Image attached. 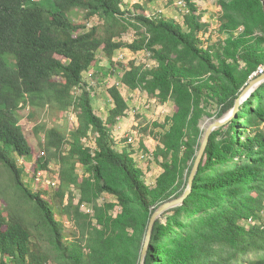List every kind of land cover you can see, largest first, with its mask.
<instances>
[{
    "label": "trees",
    "instance_id": "1",
    "mask_svg": "<svg viewBox=\"0 0 264 264\" xmlns=\"http://www.w3.org/2000/svg\"><path fill=\"white\" fill-rule=\"evenodd\" d=\"M219 3L217 27L190 3L185 28L127 0H0V166L9 178L7 189L0 183V264L140 263L151 216L187 187L201 120L211 110L222 116L232 109L264 65V0ZM78 15L82 20L75 21ZM94 16L100 23L88 27ZM131 29L136 37L125 41ZM215 32L222 36L213 41ZM121 49L147 50L157 61L146 68L134 60L123 65V84L174 102L173 115L151 131L158 141L153 156L163 169L154 185L146 182L136 151L118 149L110 128L128 115L122 90L108 85L113 107L105 118L85 78L100 53L113 62ZM70 108L79 124L69 136L35 121V132L45 137L42 154L30 163L23 120ZM91 137L95 147L86 142ZM55 158L61 182L51 191L39 185V172H49ZM71 186L80 192L78 204L73 191L67 194ZM105 194L116 201L99 202ZM145 264H264V83L212 132L191 193L156 220Z\"/></svg>",
    "mask_w": 264,
    "mask_h": 264
},
{
    "label": "rangeland",
    "instance_id": "2",
    "mask_svg": "<svg viewBox=\"0 0 264 264\" xmlns=\"http://www.w3.org/2000/svg\"><path fill=\"white\" fill-rule=\"evenodd\" d=\"M129 6L134 4H142L147 10H149L150 5H153L154 8L164 9V16L169 19H175L179 23L184 25V15L175 5V0H156L154 3H151V0H127ZM200 11L198 14L202 15L201 19L203 22H209L213 27H217V17L221 11V6L219 0H206L202 5H200ZM155 9V8H154ZM151 9V11H154ZM81 15V14H80ZM74 16L72 17L75 21L82 20V16ZM100 17L94 16L92 21L90 22H99ZM215 35L212 37L213 41L219 39L222 35H218V32L214 33ZM205 36H208L204 34ZM136 37V32L134 29H131L127 34L124 35L123 39L125 41H133ZM223 37H226L225 35ZM119 52V51H118ZM117 52V53H118ZM116 53V55H117ZM117 57V56H116ZM127 58L129 59H137L139 62H143L145 59L144 56L131 54L128 52ZM125 63L120 62H112L103 53L99 54V62L89 73L85 74L86 81L94 87L93 90V103L97 112L103 117L107 118L109 110L113 107V101L110 98V95L107 91L108 85H112L115 83V80L119 79L121 74L120 71L123 70ZM100 72V76L98 79H92L91 74L96 71ZM120 89L122 90L124 96L127 98L129 102V110L127 117L121 118L120 121L114 126L110 125L111 130L116 132V140L120 141L118 144V149L122 150L124 147L132 149L135 152L134 156L136 157L138 164L145 171V179L146 182L150 185H154L157 177L163 171L162 167L155 160L153 156V152L155 151L158 141L155 136V132H151L153 128V123L164 122L168 116L173 115L174 113V102L168 101L166 103L160 102L157 98L149 95L147 92L142 90H131L125 85H121ZM253 95V94H252ZM251 95V96H252ZM250 96V97H251ZM249 97V98H250ZM248 98V99H249ZM212 116H205L203 119V123L205 127H209L212 123L221 119L224 115L219 116L217 114V110H211ZM29 109L24 110L22 113L24 117L28 116ZM37 123H45L48 127H58L60 128L67 136L71 135V131L74 127L78 126V113L75 109L70 108L67 111H58V110H46L39 111L37 113V118L35 120L29 121L27 119L23 120V125L25 129L26 136L30 142L32 147L33 159L29 162L32 163L35 159L42 154L41 141L44 140L45 133L41 131L40 133L35 132L36 121ZM117 128V129H116ZM143 128H147L148 131L144 132ZM161 129H159L160 131ZM158 131V130H155ZM129 139V144L126 140ZM88 145L93 147L96 146L95 139L91 137L89 141H86ZM144 143L145 147L141 146ZM59 171H60V163L55 158L50 163V171H40V184L44 185L47 183L51 186V191L57 189L59 182ZM77 172L80 176L86 174L85 167L82 164H77ZM8 174L4 171V169L0 166V183L6 189L8 188ZM28 178H25V182L27 183ZM54 182L56 184H54ZM36 183V182H35ZM37 187V184H35ZM70 191L74 192L75 198L74 203L78 204L80 199V192L75 186H71L70 190H68V195H70ZM106 197L100 198L99 202L104 200L112 201L113 197L109 194H105ZM68 199V196H67ZM86 207V206H85ZM82 206V208L86 209ZM87 208H90L87 206ZM65 219V217H64ZM166 219L164 218L163 221ZM256 223L252 222V224ZM66 224L72 226L73 223L66 220Z\"/></svg>",
    "mask_w": 264,
    "mask_h": 264
},
{
    "label": "water",
    "instance_id": "3",
    "mask_svg": "<svg viewBox=\"0 0 264 264\" xmlns=\"http://www.w3.org/2000/svg\"><path fill=\"white\" fill-rule=\"evenodd\" d=\"M262 83H264V73L261 75H258L257 77H254V78L251 77L250 81L247 82L246 85L241 89V91H240V93L236 99L234 107L232 109H230L228 112H226L221 119L212 123L209 127H207L205 129L203 136H202V140L200 142V145H199V148L197 151V154H196V159L194 161L192 171L189 175L188 184H187V187H186L184 193L177 198H173V199L163 203L153 213V215L150 218L147 235H146V238L144 240V245H143L141 255H140V263L139 264H145L146 253H147L150 241H151L152 231H153V227H154L156 220L158 218H160L165 211H167L171 208L183 205L185 199L191 193L195 177H196L197 173L199 172L200 165L204 159L206 149H207L209 139H210L212 132L216 128L223 126L224 124H226L230 120H232L234 117H236V115L240 111L242 105L248 100V98L256 91V89ZM251 88H253V91L249 92ZM203 121H204V119L201 120V122H200V126L202 129L205 127V124H202Z\"/></svg>",
    "mask_w": 264,
    "mask_h": 264
},
{
    "label": "built area",
    "instance_id": "4",
    "mask_svg": "<svg viewBox=\"0 0 264 264\" xmlns=\"http://www.w3.org/2000/svg\"><path fill=\"white\" fill-rule=\"evenodd\" d=\"M205 1L206 0H175V5L182 12V14L185 15V14H187V13H189L191 11L190 10L191 9L190 8V3H195L197 6H200ZM162 13H164V10L163 9H159V10H155V11L149 12V14H150L151 17L152 16H157L158 14H162ZM90 21H92V19ZM90 21L88 22V27H92L93 25L100 23V21L99 22H96V23L90 22ZM128 52L131 53V54L137 55L138 57L140 55H142V56L145 57V59L142 60L143 62H139V61H137V59H129L128 60V58H127ZM132 60L136 61V64L137 65L144 66L145 68L146 67H152L154 65H157V61L152 57L151 52H149L147 50H141V51H138V52H133V51H131L129 49H121V50H119V52L117 53V55L114 56V62H116V63L123 62V63H125V67H128L130 61H132ZM125 67L123 68L122 71H120V74H121L120 78L117 79V80H115V83H113L112 85H117V86L120 87L123 84V82H122V76L124 74V71L128 69V68H125ZM263 73H264V65H260L258 67V69L253 73V75H251V77L254 78L255 76L261 75ZM123 85H125V84H123ZM137 90H139V89H137ZM113 133L116 136L117 133L114 132V131H113ZM54 184H56V183L54 182ZM112 201H116V200L113 198ZM85 206L86 205H83V207H85ZM85 208L86 209H84V208L83 209L85 211H87V212H91L92 211V208H87V206ZM120 211H121V207L120 206H117L116 209H115V211H114V214L117 215Z\"/></svg>",
    "mask_w": 264,
    "mask_h": 264
},
{
    "label": "crops",
    "instance_id": "5",
    "mask_svg": "<svg viewBox=\"0 0 264 264\" xmlns=\"http://www.w3.org/2000/svg\"><path fill=\"white\" fill-rule=\"evenodd\" d=\"M155 1H156V0H151V3H154ZM151 7H153V5H150V8H149V10H148L149 12H151V9H154V8H155L154 11H155V10H159V9H157L156 7H154V8H151ZM199 7H200V6H199ZM160 9H162V8H160ZM163 10H164V9H163ZM199 11H200V9H199Z\"/></svg>",
    "mask_w": 264,
    "mask_h": 264
},
{
    "label": "bare ground",
    "instance_id": "6",
    "mask_svg": "<svg viewBox=\"0 0 264 264\" xmlns=\"http://www.w3.org/2000/svg\"><path fill=\"white\" fill-rule=\"evenodd\" d=\"M251 91H253V88H251L249 92H251Z\"/></svg>",
    "mask_w": 264,
    "mask_h": 264
}]
</instances>
